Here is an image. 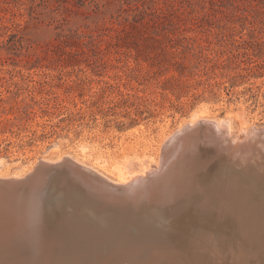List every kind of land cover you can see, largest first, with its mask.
I'll return each mask as SVG.
<instances>
[{"label": "rangeland", "instance_id": "1", "mask_svg": "<svg viewBox=\"0 0 264 264\" xmlns=\"http://www.w3.org/2000/svg\"><path fill=\"white\" fill-rule=\"evenodd\" d=\"M198 112L234 137L244 113L264 136V0H0V173L63 155L101 158L113 179L109 163L153 153ZM258 157L238 168L264 175ZM57 167L67 186L93 182Z\"/></svg>", "mask_w": 264, "mask_h": 264}, {"label": "bare ground", "instance_id": "2", "mask_svg": "<svg viewBox=\"0 0 264 264\" xmlns=\"http://www.w3.org/2000/svg\"><path fill=\"white\" fill-rule=\"evenodd\" d=\"M236 115L244 136L200 112L163 130L153 153L148 146L109 163L113 179L98 171L109 166L101 158L88 166L63 155L11 177L1 172L0 264H230L220 251L236 245L233 232L241 240L229 253L234 264H264V175L239 169L264 155L263 130ZM62 161L93 182L67 186L57 176Z\"/></svg>", "mask_w": 264, "mask_h": 264}]
</instances>
